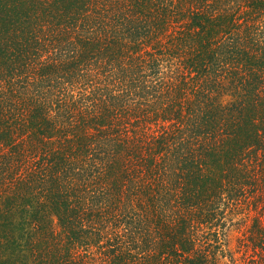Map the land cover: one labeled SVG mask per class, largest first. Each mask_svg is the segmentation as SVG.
<instances>
[{"label": "trees", "instance_id": "16d2710c", "mask_svg": "<svg viewBox=\"0 0 264 264\" xmlns=\"http://www.w3.org/2000/svg\"><path fill=\"white\" fill-rule=\"evenodd\" d=\"M0 264H264V0H0Z\"/></svg>", "mask_w": 264, "mask_h": 264}, {"label": "rangeland", "instance_id": "374dc122", "mask_svg": "<svg viewBox=\"0 0 264 264\" xmlns=\"http://www.w3.org/2000/svg\"><path fill=\"white\" fill-rule=\"evenodd\" d=\"M230 248H232L233 252L237 250V241H238V233L232 231L230 233Z\"/></svg>", "mask_w": 264, "mask_h": 264}]
</instances>
